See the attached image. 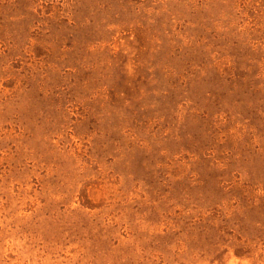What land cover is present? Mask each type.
Wrapping results in <instances>:
<instances>
[{
	"label": "rangeland",
	"instance_id": "obj_1",
	"mask_svg": "<svg viewBox=\"0 0 264 264\" xmlns=\"http://www.w3.org/2000/svg\"><path fill=\"white\" fill-rule=\"evenodd\" d=\"M0 264H264V0H0Z\"/></svg>",
	"mask_w": 264,
	"mask_h": 264
}]
</instances>
